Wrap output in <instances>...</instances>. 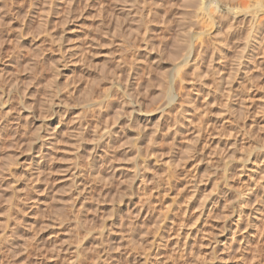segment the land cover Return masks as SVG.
<instances>
[{"label": "rangeland", "instance_id": "374dc122", "mask_svg": "<svg viewBox=\"0 0 264 264\" xmlns=\"http://www.w3.org/2000/svg\"><path fill=\"white\" fill-rule=\"evenodd\" d=\"M172 1L0 0V264H90L89 242L96 241V235L107 226L112 235L110 232L111 237L104 236L103 241L118 247L120 258L115 264H143L151 235L164 228L168 237L170 220L183 221L184 229L198 230L209 242L210 247L201 248L194 242L195 252L192 250L186 264H264V231L259 238L250 237L245 248L236 249V241L228 240L222 249L226 239L239 234L234 236L231 226L241 201L239 196H224L235 190L231 186L244 194L249 179L256 185L264 179V37L261 35L259 47L254 46L255 55L248 49L255 57L246 54L244 60L243 53L239 56L237 52L244 49L247 26L238 21L241 28H235L229 43L224 27L219 36L224 35L228 48L222 47L211 65L207 53L202 65H209L197 67L201 76L195 78L193 90L197 87L199 99L194 102L197 112L187 122L191 130L183 129L174 141L177 151L172 149L169 155L165 151L164 157L154 161L149 156L157 117L153 111L166 97L161 94L154 100L151 92L159 83L157 77H169V45L180 30L178 13L184 0ZM253 1L233 0L242 4ZM169 7L175 8L178 21L173 22L172 34L165 29ZM218 56L224 65L218 63ZM238 57L246 65L231 80L232 97L227 106L224 90L228 85L223 81L228 77L226 69ZM216 65L223 67L222 82L219 70L214 71L219 69ZM206 66L214 68L213 73L208 71L213 76L205 72ZM196 79L202 81L201 86ZM207 88L217 93L206 97ZM242 88L250 96L242 100L244 105ZM48 100L52 109H47ZM99 103L103 111H98ZM171 108L160 123L163 129L173 125L175 118L181 120ZM106 131L112 137L107 147L102 142ZM194 131L199 135L195 137ZM156 140L161 151L166 144L163 138ZM234 147L239 150L237 158L230 156ZM93 148L99 158L91 160ZM194 178L202 183L187 216L182 209L189 196L188 181ZM140 180L146 186L144 191ZM219 184L226 190L217 201ZM210 198L216 200V211L198 218ZM251 206L258 207L254 202ZM263 209L256 212L258 219L249 221L252 226H247V220L241 222V234L259 229ZM126 237H133L132 243ZM161 253V260L165 259L168 250ZM155 258L160 257H148L146 264H160Z\"/></svg>", "mask_w": 264, "mask_h": 264}, {"label": "bare ground", "instance_id": "6f19581e", "mask_svg": "<svg viewBox=\"0 0 264 264\" xmlns=\"http://www.w3.org/2000/svg\"><path fill=\"white\" fill-rule=\"evenodd\" d=\"M172 1V0H171ZM175 1V0H174ZM177 1V0H176ZM250 1V0H249ZM173 2V1H172ZM251 3V4H250ZM250 3H248V4H242V3H239V2H237V3H234L233 2V0H184L183 1V7H182V9H180V10H178V11H180L178 14L180 15V17L178 16V18H180L179 20H178V18H177V20L179 21H176V19L174 18V17H176L177 15L175 14V12H174V9L175 8H170V11L168 12L169 13V17L168 18H170V19H168V23H167V25H165L166 26V31L167 32H171L172 31V28L173 27H175L176 25H173L174 23V21H176V23L178 24L177 25V27L179 26V28H180V30H179V32H177L176 31V33H177V35H176V33H175V35L177 36V38L175 37V35H174V37H172V38H174L172 41H170L171 42V44L169 45V46H171V49H170V51H169V54H170V59H171V61H169V66H171V70H170V67L167 69V67H166V69H167V71H169V77H165V75L163 74V75H161V76H163L161 79L159 78V77H157L156 79V81L157 82H159L158 84H156V85H154L152 88H153V92H151V93H153L154 94V100H158L159 99V97H161L160 95L162 94V96H165L166 97V101L164 102V103H162V104H158L155 108H154V111H153V114H156V122H155V125H154V127L152 128V131H151V135H153V138H151V140H152V143L154 144L153 146H154V149H152L153 151H150V154L151 155H149V156H151V158L154 160V161H157L158 160V158L161 156V157H164V156H162V155H166V152H168L167 154L169 155L170 153H171V151H172V149L174 148V147H177V146H174V145H176V144H174V141H176L177 139H179L180 137H179V135L181 134V132H182V130L183 129H185V130H188L187 128L189 127V126H192V125H189L190 124V122L189 123H187L188 121H189V117L190 116H192L193 115V113L194 112H197V107L194 105L195 103V101L197 100V99H199L198 98V96L199 95H197L196 93L197 92H195L196 90H197V87H196V90L194 91L193 89L195 88V86H194V84H195V78L197 77H199V76H201L200 74H199V72H198V69H201V68H197V67H200V65H202L205 61H206V58H207V53H208V55H209V58H207V60H208V63H210L211 61H213L214 60V55H216V53H220V49L223 47L224 48V46H226L227 47V43H229V41L231 40V35H232V33H233V31L235 30V28H237L238 29V27H240V26H238L237 24L240 22L241 24L240 25H242V23L245 25V26H247V28H248V31H247V35H246V37H245V39H244V42H242V44H243V46H244V49H243V47H242V49L243 50H241V48H240V51L241 52H237V54L239 55L240 53H243L242 54V59H248V55H246V54H249V50H250V52H251V50H253V48H254V46H258V43H259V41H260V37H264V0H254L253 1V3L252 2H250ZM169 5V4H168ZM169 6H171V5H169ZM179 6V5H178ZM176 9H178V8H176ZM175 15V16H174ZM175 19V20H174ZM239 21V22H238ZM238 22V23H237ZM247 24V25H246ZM224 27H226V29H225V32H224ZM241 28V27H240ZM239 28V29H240ZM174 29V28H173ZM177 29V28H176ZM163 30V29H162ZM178 30V29H177ZM166 32V33H167ZM224 32V34L226 33V36H222L221 35V38L222 39H220V34L221 33H223ZM263 32V33H262ZM165 33V34H166ZM169 33L167 34L168 36H170L169 35ZM170 34H172V33H170ZM162 35V34H161ZM234 35H235V33H234ZM262 35V36H261ZM167 36V37H168ZM172 36V35H171ZM218 37H219V39H218ZM171 38V39H172ZM238 38V37H237ZM224 39H225V41H227V43L226 42H224ZM233 39V38H232ZM262 39V38H261ZM264 39V38H263ZM234 40V39H233ZM234 42V41H233ZM237 42V41H236ZM261 42H263V41H261ZM261 42L259 43V44H261ZM240 43V42H239ZM231 45V44H230ZM233 45V44H232ZM240 45V44H239ZM229 46V45H228ZM235 46H237V45H235ZM234 46V47H235ZM241 46V45H240ZM230 47V46H229ZM259 47V46H258ZM262 48H263V46H261ZM228 48V47H227ZM256 48V47H255ZM254 48V49H255ZM231 49V48H230ZM237 49V48H236ZM249 49V50H248ZM260 50H261V48H259ZM258 49V50H259ZM259 50V51H260ZM254 51V50H253ZM257 51V50H256ZM258 51V52H259ZM73 52V51H72ZM222 52V51H221ZM248 52V53H247ZM223 53V52H222ZM221 53V55H223ZM224 53H226V52H224ZM260 53V52H259ZM264 53V52H263ZM70 54V53H69ZM69 54H68V56H69ZM168 54V55H169ZM258 54V53H257ZM262 54V53H261ZM71 55H72V53H71ZM73 55H74V53H73ZM76 55V54H75ZM160 55V54H159ZM225 55V54H224ZM236 55V54H235ZM250 55L251 54H249V57H250ZM254 55H255V51H254ZM253 55V56H254ZM263 55V54H262ZM206 56V57H205ZM214 56V57H213ZM220 56V55H219ZM218 56V57H219ZM239 56H241V55H239ZM252 55H251V57H253ZM217 57V56H216ZM255 57V56H254ZM257 57V56H256ZM164 58V57H163ZM223 58V57H222ZM240 57H238L237 59L238 60H236V58H235V64L233 65V67L231 68V69H226V72L227 71H229V72H227V81L226 80H224L223 82L226 84V85H228V89L227 88H225V92H227L226 93V96L223 94L222 95V97L223 96H225V99H226V102H224V103H226L225 105H229V102L231 101V85L230 84H232L231 83V80L233 81V79H235V77L237 76V73H240V71L242 70L243 71V65L245 64L244 63V61H242V60H240L239 59ZM156 59V58H155ZM216 59V58H215ZM223 60V59H221V57H219L218 59H216L217 61L218 60ZM249 59H251V58H249ZM255 59V58H254ZM215 60V61H216ZM234 60V59H233ZM160 61H161V59H160ZM159 61V62H160ZM214 61V62H215ZM225 61V60H224ZM248 61V60H247ZM256 61V60H255ZM258 61V60H257ZM222 62V61H221ZM206 64V65H209V64ZM218 63H219V61H218ZM224 63V62H223ZM223 63H219V64H223ZM232 63V62H231ZM247 63V62H246ZM254 63V62H253ZM159 64V63H158ZM204 64V65H205ZM212 63H210V65H211ZM214 64V63H213ZM233 64V63H232ZM204 65H202V66H204ZM224 65V64H223ZM231 65V64H230ZM246 65V64H245ZM213 66V65H212ZM209 67V69H208V67L206 68L205 67V69H207V70H205V72L207 73L209 70L212 72L213 71V67ZM217 66V65H216ZM215 66V67H216ZM220 66H222V65H220ZM258 66V65H257ZM225 67V66H224ZM245 67V66H244ZM259 67H261V66H259ZM210 68H212V69H210ZM217 68H219V69H214V71H218L219 70V72L220 71H222V68L223 67H219V66H217ZM166 69H164V70H166ZM195 69H197V71L195 70ZM225 70V69H224ZM258 70H260V68L258 69ZM200 71V70H199ZM209 71V72H210ZM213 71V72H214ZM216 71V72H217ZM200 72H202V71H200ZM204 72V71H203ZM208 72V74L209 75H212V73L210 74ZM218 72V73H219ZM223 73H224V71H222ZM222 72H220L219 73V75L221 76H219L218 78H219V80L221 81V80H223L224 79V76L225 75H223V73ZM225 72V73H226ZM218 73H216V75L218 74ZM162 74V73H161ZM166 74H168V72L166 73ZM244 74V73H243ZM214 75V74H213ZM212 75V76H213ZM251 75V74H250ZM238 77H239V75H238ZM237 77V78H238ZM215 78V77H214ZM218 78H217V81H218ZM249 79H250V76L248 77ZM197 80V83H199V85L201 84L200 82H202V81H200L199 82V80L198 79H196ZM251 80V79H250ZM215 81V80H214ZM219 81V82H220ZM227 83H226V82ZM235 81H237V80H235ZM222 82V81H221ZM221 82L219 83V84H221ZM216 83H218V82H216ZM224 83H223V86L224 87H227L226 85H224ZM237 83V85H239L238 84V81L236 82ZM173 84H175V85H177L176 87L177 88H173L175 85H173ZM247 84V83H246ZM197 85V84H196ZM202 85H204V84H202ZM207 85V84H206ZM218 85V84H217ZM216 85V86H217ZM198 86V85H197ZM201 86V85H200ZM221 86H222V84H221ZM249 86H251V84L249 85ZM194 87V88H193ZM215 87V86H214ZM237 87V86H236ZM220 88H222V87H220ZM240 88V87H239ZM248 88V87H247ZM187 89H190V91H192L191 93H189V92H186V91H188ZM199 89V88H198ZM208 89V88H207ZM207 89H204V90H207ZM217 91H218V93H220L219 95H221V93L222 92H219V87L217 86ZM216 89H214L215 91H216ZM235 90H237L238 88H234ZM234 89H233V87H232V90L234 91ZM200 90V89H199ZM198 90V92H200ZM214 90H213V92H211V89L209 90H207L206 91V94H205V96L207 97L208 96V94H212V93H214ZM223 90V89H222ZM248 90V89H247ZM249 90H250V87H249ZM152 91V90H151ZM223 91V92H224ZM242 91H244L243 90V88H242ZM193 92H195V93H193ZM202 92V91H201ZM200 92V94H202ZM246 94H245V97L243 98H241L240 100L242 101V100H247V99H250V96H249V94H248V91H244ZM215 93H217V92H215ZM214 93V94H215ZM236 93V92H235ZM153 94H152V96H153ZM219 95H218V97H219ZM201 96V95H200ZM211 96V95H210ZM235 96V95H234ZM205 97V98H206ZM213 98H215V97H213ZM224 98V97H223ZM207 99V98H206ZM222 99V98H221ZM104 101V100H103ZM103 101L101 102V103H103ZM199 101V100H198ZM198 101H197V103L196 104H198ZM205 101H207V100H205ZM223 101H225V100H223ZM249 101V100H248ZM101 103H99L98 104V108L97 109H99L98 111H100V110H102L103 109V104L101 105ZM106 103V102H105ZM231 103V102H230ZM240 103V102H239ZM241 103H243V101L241 102ZM210 104V103H209ZM2 105H3V102H2ZM52 105L53 104H51L50 103V100H48L47 101V109H52L53 107H52ZM97 105V104H96ZM105 105V104H104ZM225 105H223V107L225 106ZM241 105V104H240ZM243 105H244V103H243ZM245 105H246V103H245ZM209 106V105H208ZM242 106V105H241ZM166 107H168V108H166ZM171 107H174L175 109L174 110H176L177 111V115H180L181 116V120L179 119V120H177L178 118H175L176 120L174 121V119H172V121H174V122H172V124L173 125H165L166 127H165V129H163V127L161 126L162 125V123H161V121L162 120H165L166 119V115H168V111H170V110H168V109H172ZM242 108H244V107H242ZM60 111V110H59ZM103 111V110H102ZM56 112V111H55ZM175 112V111H174ZM195 114V113H194ZM169 116H167V118H168ZM165 118V119H164ZM169 118H171V117H169ZM173 118H174V116H173ZM168 120V119H167ZM187 120V121H186ZM160 123H161V125H160ZM165 123V122H164ZM167 123H168V121H167ZM6 124V123H5ZM166 124V123H165ZM188 124V125H187ZM161 128H160V127ZM190 128V127H189ZM145 130V129H144ZM163 130H165V132L163 133ZM189 130H191V129H189ZM188 130V131H189ZM109 131V130H108ZM184 131V130H183ZM200 131V130H199ZM198 131V132H199ZM53 132H55V131H53ZM107 132V131H106ZM187 132V131H186ZM194 132H196V131H194ZM57 133V132H56ZM183 133V132H182ZM193 135H194V133H193ZM197 135H199V133H195V137L197 136ZM113 136V135H112ZM56 137V136H55ZM54 137V138H55ZM170 137V138H169ZM179 137V138H178ZM193 137V136H192ZM52 138V137H51ZM112 137H111V134L109 133V132H107L106 133V136L104 137V139H102V142H103V144L107 147V145L110 143V139H111ZM159 138H163V140H164V143L166 144V146L165 147H161L162 149H161V151H160V149H158V143H159V141H157L156 139H159ZM167 138L168 139H170L171 140V142H170V140H169V142L170 143H168V140H167ZM200 138V137H199ZM161 141V140H160ZM178 141V140H177ZM158 142V143H157ZM162 143V142H161ZM44 145V143H42V144H40V147H42ZM164 145V144H163ZM161 146V145H160ZM174 146V147H173ZM250 146V145H249ZM248 146V149L250 148ZM47 148H48V146H47ZM50 150H51V148H49ZM45 150H46V148H45ZM44 150V151H45ZM48 150V149H47ZM175 150H176V148H175ZM175 150L173 149V151L175 152ZM39 151H40V149H39ZM166 151V152H165ZM172 151V152H173ZM177 151V150H176ZM237 151H239V150H237V148L236 147H234V149L233 150H231L230 152V156H232L233 158H237ZM152 152V153H151ZM102 153H103V151H102ZM101 153V154H102ZM39 154H41V153H39ZM45 154V153H44ZM47 154V153H46ZM49 154V153H48ZM47 154V155H48ZM96 154H97V152H96V148H93V150H92V153H91V160H94L95 158H99V156H96ZM104 154H105V152H104ZM106 154H108L107 152H106ZM42 155V154H41ZM41 155H39V156H41ZM97 155H99V154H97ZM147 155V156H148ZM262 155H264V152H262ZM44 156H46V155H44ZM43 155H42V157H44ZM100 156H102V155H100ZM104 157L105 156H107V155H103ZM174 156V155H173ZM161 157L159 158V159H161ZM167 157V156H166ZM258 157V156H257ZM39 159H40V157H38ZM45 158V157H44ZM173 157H171V159H172ZM103 159V158H102ZM168 159H169V156H168ZM255 159V158H254ZM253 159V162H254V164H252V165H255L256 163H255V160ZM42 160V159H41ZM40 160V161H41ZM98 160H100V159H98ZM238 160V162H240L241 161V159H240V157L237 159ZM258 160V159H257ZM104 160H102V162H103ZM43 162V161H42ZM95 162V161H94ZM101 162V161H100ZM162 162H164V161H162ZM167 162H169L168 160L166 161V163ZM177 162V161H176ZM175 162V163H176ZM172 163L173 162H171V165H172ZM104 164V163H103ZM148 164V163H147ZM163 164V163H162ZM177 164V163H176ZM107 165V164H106ZM167 165H169L168 163H167ZM166 165V166H167ZM170 165V166H171ZM110 166V165H109ZM174 166V165H173ZM173 166H171V167H173ZM177 166V165H176ZM244 166V165H243ZM262 166H264V164H262ZM168 167V166H167ZM224 167V166H223ZM95 168V167H94ZM105 168V167H104ZM121 168V167H120ZM157 168V167H156ZM168 169V168H167ZM172 169V168H171ZM173 169H174V167H173ZM106 170V169H105ZM119 170H122V169H119ZM170 170V169H169ZM168 170V171H169ZM164 171V170H163ZM176 171V170H175ZM162 173V172H161ZM168 173V172H167ZM175 173V172H174ZM173 173V174H174ZM144 174V173H143ZM156 174V173H155ZM162 175V174H161ZM168 175V174H167ZM155 176V175H154ZM159 176V175H158ZM215 176V175H214ZM152 177V176H151ZM163 177V176H162ZM179 177V176H178ZM200 179V178H199ZM262 179H263V177H262ZM155 180V179H154ZM138 181V180H137ZM159 181V180H158ZM205 181V180H204ZM209 181V180H208ZM251 181L252 180H250L249 179V183H248V185L246 186V190H245V192L246 193H242V192H240V190H238V189H236V188H233L232 186L229 188V189H235V190H233L231 193H229L228 194V196H224V198L225 199H228V197H232V196H239V198L241 199V201H240V206H236V216H237V218H236V220H235V222H233L232 221V223H233V226H231V227H234L233 228V230H232V234L234 235V234H238L237 235V238H236V236L235 237H231L230 239H226L225 240V244H223L222 245V249H224L225 248V245L226 244H228V243H226L228 240L230 241L231 240V242H232V240H234V241H236V246H237V248L236 249H238V248H241V247H243V248H245V246L246 245H248L249 244V238L251 237V239H252V236L254 237V236H256V237H261V235H262V232L264 231V209H263V212H262V225H259L258 227H259V229H257V230H255L254 232H251V230L250 231H247L245 234H241L240 233V230H241V227H240V224H241V222L244 220H247L246 221V223H247V226L248 227H250V226H252L253 225V223H250L249 221H255L256 219H258L257 217V215H256V212H258V213H261V211H262V208H263V206H264V179H263V181H262V183L261 184H253V181H252V183H251ZM140 183H139V185H140V189H142L143 191H144V188L146 187V186H144V183H143V181H139ZM161 182H163V181H161ZM190 182V183H189ZM199 182H201V180L200 181H197V179L195 180V178L194 179H192V180H190V181H188V183L190 184L189 185V196H188V199L186 200V202H185V205H184V207H183V214L184 215H190L191 213H190V211L192 210L191 209V207H193L192 205H193V203H194V198H195V196L198 194V196H199V187H198V184H199ZM202 183V182H201ZM215 183V182H214ZM214 183H213V186H214ZM220 183V182H219ZM206 184V183H205ZM260 186V187H259ZM168 187V186H167ZM217 187V183L215 184V188ZM205 188V187H204ZM260 189V190H259ZM216 190L217 189H215V199H217V201H220L219 200V198H221L220 196L222 195V194H224V190H226L225 189V186L224 185H220L219 184V186H218V191L216 192ZM203 191H204V189H203ZM214 191V190H213ZM141 192V191H140ZM142 194H144V193H142ZM220 195V196H219ZM226 195V194H225ZM198 196H196V199L198 198ZM223 196V195H222ZM185 197V196H184ZM206 197H208V196H206ZM212 199V198H210V199H204V200H206V202H207V205H205L204 207V209L205 210H199L200 212H198L199 214H198V218L200 217V216H202L203 217V215L205 214V216H210V213L212 214L213 212H215L216 210H214V207H213V205L216 203L215 201V199ZM195 199V200H196ZM144 200H148L147 199V197H146V199H144ZM144 200H143V203H144ZM198 200V199H197ZM196 200V201H197ZM215 200V201H214ZM74 201V200H73ZM202 202V201H201ZM201 202L200 203H197L198 205L199 204H201ZM204 202V201H203ZM202 202V204H204ZM215 202V203H214ZM252 202H254V203H256L257 204V206L258 207H253V206H251V204H252ZM75 203V202H74ZM142 203V204H143ZM146 204H147V202H145ZM148 203H150L149 201H148ZM179 203V202H178ZM142 204H141V206H142ZM152 204V203H151ZM183 205V204H182ZM194 205H195V203H194ZM72 206V205H71ZM177 206V205H176ZM143 207V206H142ZM199 207V206H198ZM201 208H203L202 207V205L200 206ZM139 209L138 210H136V212L138 213V214H140L141 213V207H138ZM216 209H217V207H216ZM161 212V211H160ZM160 212H158V213H160ZM175 212V211H174ZM206 212V213H205ZM136 213V214H137ZM190 213V214H189ZM255 214V215H254ZM251 215H252V217H251ZM183 216V215H182ZM187 216H185V217H187ZM184 217V216H183ZM201 217V218H202ZM164 218V217H163ZM188 218V217H187ZM246 218V219H245ZM181 220H183V219H181ZM171 221V223H169L170 225H169V227H168V230L170 231L169 232V235H168V237H166L165 236V234H164V228L163 229H160L159 231H158V233H157V235L156 236H154V235H151V236H153L152 237V239L150 240V242H149V248H147L148 249V251H149V254H147L148 256L146 257V259H144V261H143V264H146V261H148V257H152V258H154V257H157V256H159L160 258H158V259H160V261L157 259V258H155V262H160V264L162 263V264H186V261H187V257L188 256H190V254L192 255V253L193 252H195L194 250H193V247L195 246L194 244V242H196L197 243V245L199 244V248H201V247H203L204 245L205 246H208V247H210L209 246V242H207V241H205L204 240V238H203V236H202V234H201V237L199 236V233L197 232L198 230H192V229H187V228H185L184 229V226H185V224H183V221H180V223H179V221L176 223L175 221H173V220H170ZM169 221V222H170ZM173 221V222H172ZM177 221V220H176ZM118 222V221H117ZM125 223V222H124ZM131 224V223H130ZM135 224V223H134ZM178 224V225H177ZM110 225H112V224H110ZM115 225V224H114ZM126 225H128V224H126ZM177 225V226H176ZM123 226H125V225H123ZM130 226V225H129ZM104 227H105V225H104ZM111 227V226H110ZM121 227V226H120ZM161 226H159L158 228H160ZM125 228V227H124ZM128 228V227H127ZM133 229V225L131 224V226H130V230H132ZM4 230V229H3ZM2 230V231H3ZM168 230H166L167 232H168ZM110 232H111V235H112V229L111 228H109L108 229V226L107 227H105L104 229H103V231H101V233L100 234H98V232H97V234L98 235H96V241H91V242H89V243H92V244H89V246H91V262H90V264H115V262H118V258H120V254L118 253L119 251H117V248L118 247H116L115 245H114V247H116V249H113L114 247H113V245L112 244H110L111 245V247L110 246H107V245H109V243L107 242V241H103V237L104 236H106V237H108L109 238V234H110ZM121 232H123V230L121 231ZM144 232V231H143ZM166 232V233H167ZM245 232V231H244ZM114 233V232H113ZM117 233V232H116ZM116 233H115V235H116ZM120 233V232H119ZM155 233V232H154ZM11 234H14V233H11ZM89 234H91V233H89ZM118 234V233H117ZM146 234V233H145ZM92 235V234H91ZM114 235V236H115ZM119 235V234H118ZM117 235V236H118ZM120 235H121V233H120ZM94 237H95V235H93ZM93 236H90L89 238H91V237H93ZM117 236H116V238H117ZM129 236H130V234H129ZM134 236V235H133ZM111 237V236H110ZM119 237V236H118ZM121 238V237H120ZM124 238V237H123ZM127 238V237H126ZM166 238V239H165ZM196 238H197V240H199L198 242H197V240H196ZM95 239H93L92 238V240H95ZM119 239V238H118ZM122 239V238H121ZM128 239V238H127ZM126 239V240H127ZM133 239V237L131 238V240ZM263 239V238H262ZM112 240H113V238H112ZM120 240V239H119ZM131 243H132V241L130 240V238L128 239ZM257 241H258V239H257ZM104 242H107L106 243V245H105V243ZM110 242V241H109ZM133 242H135V241H133ZM111 243V242H110ZM233 243V242H232ZM119 245V244H118ZM127 245V244H126ZM194 245V246H193ZM233 245V244H232ZM235 245V244H234ZM122 246V245H121ZM201 246V247H200ZM236 246H234V247H236ZM257 246V245H256ZM97 247H98V249H97ZM113 247V248H112ZM231 247V246H230ZM230 247H228V248H230ZM233 247V248H234ZM253 247V246H252ZM255 247V246H254ZM90 248V247H89ZM88 248V249H89ZM99 248H100V250H99ZM122 248V247H121ZM197 248H198V246H197ZM129 249V248H128ZM168 250V253H166V257H165V259H164V257L162 258V260H161V257H162V254L164 253H161L163 250ZM212 249V248H211ZM221 249V250H222ZM230 249H232V247L230 248ZM229 249V250H230ZM235 249V248H234ZM234 249H232V250H234ZM90 250V249H89ZM116 250V251H115ZM126 250V249H125ZM192 250H193V252H192ZM213 250H214V248H213ZM240 251V250H239ZM13 252V251H12ZM114 253V252H117L116 253V255H113L112 253ZM198 252H200V251H198ZM11 253V252H10ZM124 255V254H123ZM165 255V254H164ZM253 255V254H252ZM251 255V257H253ZM77 256V255H76ZM127 256H129V255H127ZM124 258V257H123ZM242 258V257H241ZM125 259V258H124ZM252 259V258H251ZM130 260V259H129ZM128 260V261H129ZM150 260V259H149ZM179 261V263H177V261ZM255 260H256V258H255ZM73 261H76V260H73ZM71 262H72V260H71ZM124 262V261H123ZM148 262H150V261H148ZM152 262V261H151ZM168 262V263H167ZM132 263V262H131ZM73 264H74V262H73ZM76 264V263H75ZM117 264V263H116Z\"/></svg>", "mask_w": 264, "mask_h": 264}]
</instances>
